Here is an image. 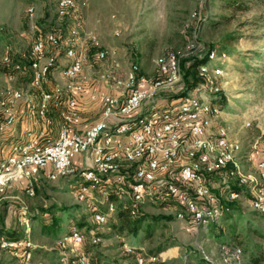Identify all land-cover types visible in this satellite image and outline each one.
I'll list each match as a JSON object with an SVG mask.
<instances>
[{
	"label": "rangeland",
	"instance_id": "374dc122",
	"mask_svg": "<svg viewBox=\"0 0 264 264\" xmlns=\"http://www.w3.org/2000/svg\"><path fill=\"white\" fill-rule=\"evenodd\" d=\"M225 1L89 0L81 16L72 18L57 15V0H0V88L11 85L25 90L26 95L20 102L24 103L25 110L30 109L28 99L39 100L41 89H34L31 85L29 63L36 36L50 31L65 35L73 28L83 26L95 31L101 42L106 40L104 47L109 50L107 59L98 60L95 48L90 44L91 52L84 62L86 85L93 93L84 101H88L86 105L91 112L100 110L101 96L105 94L100 75L111 69L112 65H121L118 70L120 77H124L131 63L140 65L141 75L156 77V61L169 50L184 52L183 61L197 54L203 55L210 46L218 45L216 49L224 47L228 54V58L220 64L222 73L214 78L220 90L213 92L206 86L203 94L221 105V114L214 120V127L225 125L229 128L230 136L241 143L244 170L258 174L257 163L264 158V154L255 153L252 145L257 139L264 141V24L258 20L264 8L260 0H256L257 3L246 0L244 8L234 10L225 7ZM30 7H34L33 19L28 13ZM194 11L200 14L199 18L192 16ZM79 34L82 35V32ZM194 38L201 46L190 53L187 45ZM255 51L262 56H257ZM55 53L59 54L60 67L55 68L44 81L40 87L44 91L62 87L66 83L60 71L67 63L66 58L62 57V50L46 47V55ZM5 56L11 57L21 68L8 69L3 61ZM190 91L193 92V89ZM62 102L65 103V97ZM62 108V105L50 107L48 116L53 120L52 127L59 126ZM247 122L250 125H246ZM79 157L76 156L75 163L86 164L79 162ZM211 178L214 191L222 203L227 195V190L222 189L224 181L232 189L240 188L235 178L226 174ZM32 183L35 188L33 196L26 193L25 183L7 191L0 201V227L1 218L5 224L16 225L19 229L23 227L18 218L19 201H22L32 219L31 238L36 245L35 255L31 261H26L21 255L17 256L13 249L0 244V264H62L59 236L44 233L40 221L33 220L44 209L50 212L44 214L47 218L49 214L60 216L62 207L69 208L71 212L70 219L65 220L64 230L77 227L84 233L86 240L82 249L90 254L94 264H136V257L124 252V243L144 247L146 252L159 245L167 247L158 259L148 260L146 264H202L206 256L214 264H235L223 256L226 250L234 247L242 249L241 264H250V261L264 264V216L252 209L251 196L246 187L240 188L242 197L233 202L235 208L231 213L223 212L218 222L194 230L187 220L176 218L175 213L181 208L178 204L171 201L163 203L158 198L147 199L139 210L162 219L151 236L143 232L134 236L112 228L113 223H118L115 214H111L105 224L93 220L94 211H107L106 197L113 196L115 205L127 200L117 198L110 190L104 193L105 186L102 190L94 191L91 197L79 200L77 191L82 181L77 178L49 181L42 175ZM169 215L171 219L166 218ZM78 222L84 223V226H79ZM95 237H99L96 242L93 241Z\"/></svg>",
	"mask_w": 264,
	"mask_h": 264
},
{
	"label": "built area",
	"instance_id": "2783aa9c",
	"mask_svg": "<svg viewBox=\"0 0 264 264\" xmlns=\"http://www.w3.org/2000/svg\"><path fill=\"white\" fill-rule=\"evenodd\" d=\"M88 5L89 0H57L56 13L59 17H80ZM28 13L33 19L34 7H30ZM192 16L199 18L200 14L194 11ZM78 28L65 35L55 31L40 33L33 42V56L29 63L32 86L42 87L52 71L60 67L59 54L46 55V47L60 48L62 57L67 60L60 70L66 83L53 91L43 92L37 103L28 99L31 112L51 124L49 104L53 99L64 96L62 124L56 138L48 137L46 130L42 129L28 141L15 144L8 155L0 158V201L8 189L22 183L27 185L26 193L33 196L35 188L32 181L42 174L49 181L74 177L82 181L77 191L79 200L91 197L94 191L105 186L104 193L110 190L117 198L131 199L132 216L138 213L140 205L147 199L164 201L173 198L183 204L176 211V218L187 220L194 230L218 222L224 210L228 209L211 182V177L226 174L235 178L238 187L248 188L252 209L264 216V158L257 163L258 174L244 170L240 141L230 136L227 126L214 127V120L221 114V105L203 94L206 86L213 92L220 90L214 78L222 73L220 64L228 58L226 51L210 50L206 61L197 68L204 82L193 92L162 107L154 105L158 91L181 80L184 52L169 50L158 57L156 77L141 75L138 63H131L124 77H120L118 70L121 65H112L100 78L105 86L118 88L119 94H103L101 118L80 130L82 111L79 96L87 90V75L84 74L87 55L80 49L83 36ZM90 40L97 59H107L109 50L99 38L92 35ZM200 46L201 43L194 38L188 42L187 50L191 53ZM3 61L8 69L21 68L9 56H5ZM25 95L22 88L11 85L0 88V110L5 113L0 131L14 124V107ZM252 150L264 154V141L255 140ZM88 151H92L91 164L77 165L76 156ZM225 183L222 187L227 190L225 201L239 200L242 192ZM106 199L107 211L96 210L92 215L98 224L107 223L117 206L113 198ZM18 218L25 226L23 237L12 240L1 237L0 244L31 261L36 245L31 238L32 220L24 203L19 207ZM85 240L84 233L78 228L59 236L62 264H94L90 254L82 249ZM97 240L99 237L93 238V241ZM123 250L136 257V264L154 261L161 254H148L144 247L130 243H124ZM223 256L235 264L242 263L240 247L226 250ZM205 259L212 262L207 256Z\"/></svg>",
	"mask_w": 264,
	"mask_h": 264
},
{
	"label": "trees",
	"instance_id": "16d2710c",
	"mask_svg": "<svg viewBox=\"0 0 264 264\" xmlns=\"http://www.w3.org/2000/svg\"><path fill=\"white\" fill-rule=\"evenodd\" d=\"M260 2H262L264 8V0H260ZM246 4H247L246 0H226L224 6L236 10V9L244 8ZM258 20L259 22H262L264 24V9L263 12L260 13V15L258 16ZM216 48H219L218 45L217 46L212 45L209 47V49L206 51L205 54L203 55L197 54L195 56H191L190 58L184 59L181 63V80L177 82L174 86L161 90L156 97V101L154 105L158 107H162V105L166 106L165 105L166 102L184 96L191 89H194L198 85L202 84L204 82V79L198 75L197 68L201 63L206 61L209 51ZM223 48L224 47H221L218 50H224ZM255 52L257 56H262V54L259 51H255ZM237 190L241 191L239 188ZM111 198L114 199L113 196H111ZM161 201L163 203L171 201L172 203L178 204L179 207H183V204H181L180 202H178L173 198H168L164 201L163 200ZM131 202H132L131 199H127L126 201H122L119 205L116 206L114 214L118 218V223H113L112 228L119 233L128 232L129 234L138 236L140 232H143L147 234L146 236H151L153 230L159 225L160 219L162 218L159 217L155 218L153 216L151 217L150 215L143 213L139 209H138V213L135 216H132L130 214ZM233 202L234 201L223 202L224 206L228 208L224 210V214L225 213L229 214L232 212V210L235 208V204H233ZM47 212H49L48 209H44L43 212H41L40 210V213H38V215H36V217L33 218V220L40 221L41 229L44 233L49 234L51 236H60L63 232L67 231L64 230V223L65 220L70 219L71 212L69 208L67 207L60 208V212H61L60 216L49 214V217L47 218L44 215L47 214ZM166 218L171 219L172 216L169 215ZM1 219H2L1 221L2 225L0 227V238L5 237L7 239L12 240L23 237V235L25 234V226L23 224H22L23 227L19 229L16 225L5 224L4 219L3 218ZM78 225L84 226V223L78 222ZM232 234H234V231ZM229 242H232V240L229 239ZM166 248L167 247H165L164 245H159L157 248L150 249L147 253L151 255H159L160 253L165 251ZM203 260L204 262L202 264H205L206 262L207 264H214L213 262H208L205 258H203ZM254 262L252 263L250 261V264H254Z\"/></svg>",
	"mask_w": 264,
	"mask_h": 264
},
{
	"label": "crops",
	"instance_id": "0c3cea01",
	"mask_svg": "<svg viewBox=\"0 0 264 264\" xmlns=\"http://www.w3.org/2000/svg\"><path fill=\"white\" fill-rule=\"evenodd\" d=\"M78 29H79V31L82 32V36H83L81 39L80 49H83L84 52L86 53L87 57H88L89 53L91 52L90 44L92 45V43L90 41V36L96 35L97 33L93 30L86 29V27L84 28L83 26L79 27ZM102 44H104V46L106 47V40H104L102 42ZM157 71H158V67H157ZM103 86H104V93L105 94L106 93L119 94L118 88L107 87L104 84H103ZM38 88L41 89L40 90V96H39V100H40L42 97V93L45 91L40 87H34V89H38ZM54 88H52L50 91H53ZM89 89L90 88L87 86V90L79 96V103H80V108L82 111V122L79 125L80 130L87 128L89 125L96 122L102 116V111H103L102 105H100L99 111H97V112L92 111L91 112V111H89V109L86 105L88 101H84V100H86V98L93 96L92 95L93 93L90 92L91 90L89 91ZM92 89H93V87H92ZM31 97H33V96L31 95ZM62 98H64V96L60 97L59 99H53L49 104V111H50L51 106L56 107V105H60V106L62 105V107L64 108L65 103L62 102ZM22 100L23 99L19 100L14 107V114L16 117L14 124L11 125L10 127L6 128V129L0 131V158L8 155V153L11 152L12 147L15 144H17L21 141H26V140L28 141L33 135L38 134L42 129L46 130L47 135L50 138H56L55 136L58 135V133H59V129H60V126L62 124L61 112H62L63 108L61 109V112H60L61 122H60L59 126L58 127H52L51 124L47 123L44 119H42V118L38 117L37 115H35L34 113H32L30 109L25 110L24 103H20ZM173 100H175V99H173ZM173 100H171V101H173ZM171 101L166 102L165 105H168ZM81 103H82V106H81ZM88 104H90V103H88ZM36 117H38L37 120H35ZM4 118H5V113L2 110H0V123L4 120ZM52 123H53V120H52ZM80 161H83L82 163L85 162L88 165L91 164V162H92V151H88L86 154L80 155L79 162ZM42 175H44V174H42ZM42 175H40V176H42ZM19 185L20 184H16L11 189L17 188L16 186H19ZM14 197H16V196H14ZM17 198H19V197L17 196ZM21 203H22V201H19L20 205H21ZM18 213H19V210H18Z\"/></svg>",
	"mask_w": 264,
	"mask_h": 264
}]
</instances>
